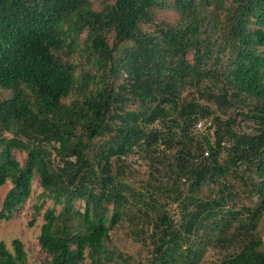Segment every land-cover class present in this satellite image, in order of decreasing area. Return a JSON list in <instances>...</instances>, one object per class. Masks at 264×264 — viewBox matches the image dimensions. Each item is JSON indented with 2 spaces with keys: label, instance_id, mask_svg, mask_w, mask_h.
Masks as SVG:
<instances>
[{
  "label": "trees",
  "instance_id": "16d2710c",
  "mask_svg": "<svg viewBox=\"0 0 264 264\" xmlns=\"http://www.w3.org/2000/svg\"><path fill=\"white\" fill-rule=\"evenodd\" d=\"M93 2L0 0V219L38 176L39 264H197L217 238L239 246L212 264H264V0ZM227 176L249 188L247 212L229 205ZM123 219L150 238L147 260L112 247ZM11 246L0 241V264H26Z\"/></svg>",
  "mask_w": 264,
  "mask_h": 264
},
{
  "label": "rangeland",
  "instance_id": "374dc122",
  "mask_svg": "<svg viewBox=\"0 0 264 264\" xmlns=\"http://www.w3.org/2000/svg\"><path fill=\"white\" fill-rule=\"evenodd\" d=\"M93 5L98 7V0H94ZM149 31L151 32V29H149ZM75 63L77 64V69L79 71L83 69L84 62L81 64L79 61H76ZM185 95H187L186 92ZM213 107L215 108L217 115L226 116L224 114L226 113L224 108H220L215 104H213ZM202 119H206L203 128L201 130H196L195 127L194 129L196 133L199 135H202L207 131L209 133H213V115ZM238 121L241 122L240 119H238ZM5 135L10 136L11 134L5 133ZM108 136H110V134H107L105 138H108ZM55 152L56 150L51 149L50 157L53 159L55 165L61 167V163ZM15 154L19 161L23 162L27 152L23 150H16ZM70 159L73 161L74 157H70ZM129 162V175H133L132 179L134 182L139 183L140 186H145V181L149 174L148 165L146 164L145 159H139L137 158V155H135L129 159ZM142 179H144L143 182L141 181ZM225 180L228 184H230L233 192V200L229 205L234 206L235 209H240L241 212L244 213L254 206L253 197L247 186L243 185L238 178L232 176H227ZM10 186L11 184L9 182L0 186V208L2 206L5 193ZM214 189L215 188L212 187H206L205 192L213 195ZM41 191L42 188L40 186V179L36 176L33 181L31 196L19 208H17L13 217L10 219H0V241H3L8 249L12 250V240L15 238L21 240L27 253L26 264H39V262H41L46 256L40 247L38 237L40 233V225L42 223V214L49 205L50 200H43L41 197H38ZM34 204H41L40 209L37 212L35 211ZM176 207L177 204L175 202H168L167 204L169 213L175 219L178 218V209ZM30 221H33L31 225L29 224ZM257 231L264 241V214L258 222ZM110 240L113 248L120 250L125 255H130L135 260L145 261L151 257L150 238H148L147 235H143L142 237L138 236L133 230V227L129 225L125 219H123L122 222L110 231ZM229 242L230 240L228 239L226 241H221L219 238L215 240L213 239V241L210 242V245L204 249L197 264H212L213 262L222 260L227 251L235 250V248L239 246V241H237L235 246H227L226 244ZM84 264H88V260H86Z\"/></svg>",
  "mask_w": 264,
  "mask_h": 264
},
{
  "label": "built area",
  "instance_id": "2783aa9c",
  "mask_svg": "<svg viewBox=\"0 0 264 264\" xmlns=\"http://www.w3.org/2000/svg\"><path fill=\"white\" fill-rule=\"evenodd\" d=\"M202 120L197 121V123L195 124L196 130H201L203 128L206 119H202Z\"/></svg>",
  "mask_w": 264,
  "mask_h": 264
}]
</instances>
